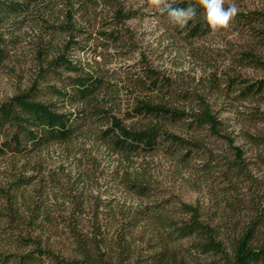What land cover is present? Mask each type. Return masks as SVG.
<instances>
[{
    "label": "rangeland",
    "instance_id": "rangeland-1",
    "mask_svg": "<svg viewBox=\"0 0 264 264\" xmlns=\"http://www.w3.org/2000/svg\"><path fill=\"white\" fill-rule=\"evenodd\" d=\"M230 4L239 12L264 11V0H225V7ZM2 12L0 104L29 90L54 109L72 112L75 129L67 141L15 152L4 146L14 128L0 127V189L20 178L22 196L58 223L57 230L51 228L41 214L40 227L19 225L6 215L7 202L0 195V249H18L14 240L22 233L72 256L69 224L92 234L97 218L98 230L115 240L114 249L122 250L116 242L126 235L131 243L126 262L149 264L143 260L159 248L148 239L163 231L157 214L185 217L182 202L199 204L202 217L227 232L264 211V91L244 88L264 79V62L244 55L251 52L264 61V24L234 19L225 30L207 27L193 35L189 27H173L147 0H36ZM85 76L94 85L83 96L76 82ZM141 101L189 113L208 103L222 132L242 148L247 171L231 168L233 145L208 124L192 116L135 113ZM112 116L132 128L158 123L190 144L161 137L149 151H116L104 134ZM134 181L148 190L138 191ZM143 210L151 219L130 227L129 219L136 212L143 216ZM188 244L183 240V246ZM188 258L187 264L205 261Z\"/></svg>",
    "mask_w": 264,
    "mask_h": 264
},
{
    "label": "trees",
    "instance_id": "trees-1",
    "mask_svg": "<svg viewBox=\"0 0 264 264\" xmlns=\"http://www.w3.org/2000/svg\"><path fill=\"white\" fill-rule=\"evenodd\" d=\"M33 1L36 0H0V12L3 11L2 13L7 14L9 9H19ZM189 4L197 6V16L187 26L189 31L193 35L205 32L208 25L197 1H177L174 7H187ZM234 19L247 21L250 24L255 21L264 24V11L238 12ZM244 55L252 62H264L260 56L251 52H246ZM60 58L65 63L73 64L64 55H61ZM76 83L77 90L83 96L91 92L94 85L89 76L78 78ZM244 88L247 93H260L264 91V79L256 80ZM198 112L189 113L175 106L152 101H141L135 107V113L152 115L161 119L192 116L200 125L208 124L213 133L233 145V138L222 132L221 122L208 103H204ZM72 117V112L54 109L52 104L37 99L29 90L16 94L0 104V127L9 124L14 128L10 138L4 142V146L15 150V152H21L50 142L67 141L72 137L75 129ZM104 134L108 136L109 142L116 151L123 150L129 154L134 150L149 151L154 149L161 137L183 147L190 144L188 139L163 131L158 123L132 128L124 125L117 116L111 117L110 125ZM233 149L236 159L231 168L238 169L241 173L246 172L248 168L243 158L242 148L239 145H233ZM19 180L20 178L8 189H0V195L7 202L5 213L11 221L24 227H26L24 224H27L30 228L35 229L41 226L39 219L42 217V213L38 212L40 209L38 206H31V198L22 196L20 190L24 184ZM134 182L138 191L148 190L146 185L139 184L138 181ZM20 197L21 201H19ZM21 209L29 211V215L26 217ZM181 211L186 215L185 217L169 218L157 214L156 219L160 222V229L163 231L151 235L148 241L154 249L159 248V250H154L150 257L143 261H148L149 264H187L189 256L205 258L204 262L199 261L198 264H264L263 209L257 211L255 217L250 218L239 230L234 229L233 232L222 230L220 226L204 219L199 204L182 202ZM141 213L143 216L136 212L129 219L130 227H136L145 219H151V216L146 215L145 210ZM42 215V222L49 223L48 225L55 230L58 229V223H54L50 213L45 212ZM97 222L96 218L94 226L97 225V227L92 234H82L73 225L74 222L69 224L75 251L72 256H64L49 247L42 246L40 238L32 235L23 236L22 233H18L14 240L18 249H0V264H132L126 262L130 257L128 252L131 249V243L127 240L126 235L120 234L116 244L122 250L118 251L113 248L115 240L112 241L104 231L98 230ZM185 239L189 240L187 246L182 245ZM27 246H31V248L25 249L24 247Z\"/></svg>",
    "mask_w": 264,
    "mask_h": 264
},
{
    "label": "clouds",
    "instance_id": "clouds-1",
    "mask_svg": "<svg viewBox=\"0 0 264 264\" xmlns=\"http://www.w3.org/2000/svg\"><path fill=\"white\" fill-rule=\"evenodd\" d=\"M176 0H147V6L161 15L166 14L168 22L179 29H184L197 16V6L174 7ZM203 9L204 20L213 32L229 28L239 9L235 4L225 7V0H197Z\"/></svg>",
    "mask_w": 264,
    "mask_h": 264
}]
</instances>
